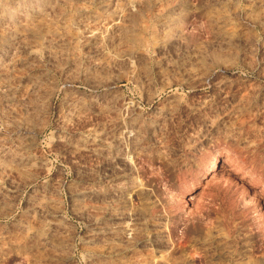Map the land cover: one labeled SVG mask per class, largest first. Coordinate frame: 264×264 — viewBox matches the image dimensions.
I'll return each instance as SVG.
<instances>
[{"label": "rangeland", "instance_id": "374dc122", "mask_svg": "<svg viewBox=\"0 0 264 264\" xmlns=\"http://www.w3.org/2000/svg\"><path fill=\"white\" fill-rule=\"evenodd\" d=\"M0 264H264V0H0Z\"/></svg>", "mask_w": 264, "mask_h": 264}, {"label": "bare ground", "instance_id": "6f19581e", "mask_svg": "<svg viewBox=\"0 0 264 264\" xmlns=\"http://www.w3.org/2000/svg\"><path fill=\"white\" fill-rule=\"evenodd\" d=\"M224 72H225V71H224ZM224 72H223V73H224ZM212 169H213V168H212ZM124 228H125V227H124ZM126 228H127V227H126ZM126 231H131V230H130L129 228H127ZM127 234H128V233H127Z\"/></svg>", "mask_w": 264, "mask_h": 264}]
</instances>
